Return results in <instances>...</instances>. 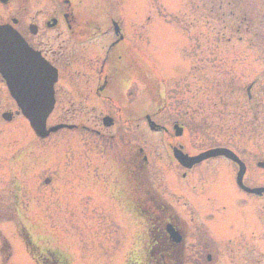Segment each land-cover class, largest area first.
Here are the masks:
<instances>
[{
	"label": "rangeland",
	"instance_id": "374dc122",
	"mask_svg": "<svg viewBox=\"0 0 264 264\" xmlns=\"http://www.w3.org/2000/svg\"><path fill=\"white\" fill-rule=\"evenodd\" d=\"M85 1L99 7L98 1ZM184 1L180 0L182 7L187 6ZM101 7L109 11L104 14L102 21L115 15L120 18L122 15L129 27L134 23L135 44L147 55L152 75L158 79L166 77L165 85H159L155 97L162 96L166 101L167 94L169 100L162 113L153 120L165 125L168 132H154L148 127L144 116L155 113L157 107L152 99V89L149 91L138 81L137 75L133 84H130L133 94L124 97L126 101L132 102L133 109L130 112L134 114L126 124L120 121L118 110L67 109L61 101L53 109L48 124L63 122L68 115L70 120L66 122H74L78 126L76 129L58 131L42 140L36 137L25 118L19 116L9 122L0 117V264H3V256L9 259L5 264H35L27 251L25 236L34 246H38L40 255L46 256L56 251L61 262L133 264L132 260L140 251V237L146 232L147 224L130 215L125 207L127 199L122 196L123 191L110 187L122 168V146L125 145L135 147L136 151L142 148L149 162H154V166L152 162L148 165L153 168L151 171L155 169L159 172L151 175L150 180L158 186L157 190L163 198L173 204L186 202L191 205L192 201L203 211L208 208L207 201L213 200L217 207L223 203L228 205L226 209L230 215L242 214L235 204L236 194L239 193L234 183L236 176L229 170L227 163L219 161L214 164L213 174L209 175L213 186L203 197H198L191 192L196 183L193 174L196 171H192L194 169L189 170V175L184 179L179 170L174 171L170 163L159 159V156L165 157L172 150L169 142L182 144L192 154L217 146L244 152L252 171L247 173L248 179L264 183V169L260 170L256 165L258 161H264V137H252L248 129L245 139L241 140L239 130L242 126L224 115V103L231 109L238 108L234 105L238 102L232 92L234 84V87L248 85L255 78L264 84V73H260L264 69L263 61L259 59L261 57L257 58L256 52L248 48L245 70L250 71H244V75L238 72L233 75L226 71L222 76L220 64L230 59H225L223 52L219 57H214L213 67H202V63L197 62L198 72H192L195 57L184 51L181 118L185 128L184 133L177 137L173 126L179 110L174 102V73L179 70L175 62L177 44L174 41L176 14L180 8L178 0H110ZM36 9L38 21L42 23L53 10L51 0H37ZM50 33L53 31L41 32L53 38ZM56 35L53 34L55 39L60 38ZM185 38V46H188L192 41ZM77 48L74 47V51ZM71 63L70 69H63L65 66L62 63L58 81V87L62 90L71 91L68 89L71 84L69 75H77L70 71L82 69L76 60ZM218 72L220 75H213ZM227 84L231 90H225ZM225 93L229 94L224 101ZM64 97L66 95L61 91L59 98L64 100ZM2 111L3 108L0 114ZM105 115L114 118V125H98ZM92 128L101 131L102 135H97ZM169 137L172 140H168ZM146 170H150L148 166ZM46 178L52 181L45 184ZM185 186L190 191H186ZM250 204L255 211H251L250 207L243 217H251L254 226L244 229L242 241L239 239L238 242L251 246L257 239L259 245H262L259 250L261 254L258 255H261V264H264V201ZM192 207L189 216L192 215ZM218 215L220 217V213ZM193 216L194 220L189 218L187 221L189 227L203 223V217L199 215L198 219L195 212ZM223 218L224 213L221 221ZM216 229L225 236L229 231L225 224H219Z\"/></svg>",
	"mask_w": 264,
	"mask_h": 264
},
{
	"label": "flooded vegetation",
	"instance_id": "af4514ba",
	"mask_svg": "<svg viewBox=\"0 0 264 264\" xmlns=\"http://www.w3.org/2000/svg\"><path fill=\"white\" fill-rule=\"evenodd\" d=\"M97 1L99 7L90 5L85 0L78 2L51 0L53 10L40 23L36 16L37 0H0V32L2 34L0 43L8 44V39L15 38L22 45L25 44L30 52L35 54L34 56L43 60L47 66L56 68L58 81L63 68L62 63L65 66L63 69H70L71 61L76 60L81 64L82 69L70 71L73 75H77H69L71 84L68 85V89L71 91L60 89L58 81L54 85V107L62 101V104H66L67 109L118 110L120 111V121L125 124L132 119L134 114L130 112L133 109L132 102L125 100L124 97H128L124 95L123 89L129 84H133L134 77L137 75L138 81L149 91L152 89V99L157 107L155 113L144 116L148 125L149 119L156 118L162 113L163 107L167 106L169 100L167 94L166 101L162 99V96L155 97L159 85L165 82L166 77L158 79L156 75H152L151 71L153 70L149 68L151 65L147 55L135 44L134 29L136 27L134 23H131L129 27V24L124 22L122 15L120 18L115 15V17L111 16L106 21H102L104 14L109 11L106 8L102 9L101 6L110 0H95V3ZM184 2L187 6L182 7L178 0L180 8L176 14V32H174V41L177 44V46L175 45V62L179 65V70L174 73V102L175 107L179 109L176 108L178 119L175 123L182 127V134L185 128L181 118L184 88L182 78L185 71L184 51L195 57L196 63H193L192 72H198L197 62H201L202 67H213L214 57H219L223 52L226 56L224 58L230 59L220 64L222 69L219 68V70L222 76L226 71L233 75L236 72L244 75L246 71H250L245 70L248 48L256 52L257 58L261 57L259 59L263 61L262 65L264 66V0H185ZM45 31H53L50 33L53 38L46 37L48 33L41 34ZM5 32L8 33L3 36ZM54 33L61 39H55ZM184 34L192 41L188 46H185ZM72 44L79 48L74 51ZM17 60L22 61V57L19 56ZM26 63L29 68H32L28 60ZM220 72L213 73V75H220ZM260 73H264V69H261ZM76 77L77 79H74ZM234 85L232 92L236 95L234 99L238 101L234 105L238 108L231 109L224 103V115L228 120H233L235 124L242 126L239 130L241 140L245 139L248 129L253 134L252 137L261 139L264 137L263 81L255 78L248 85L237 87ZM225 90H231V86L227 84ZM61 91L64 96L66 95L64 100L59 98ZM228 94H224V101ZM226 102L228 103V100ZM2 108L4 111L1 112L0 117L3 120H5L3 118L5 112L12 113L9 122H12L16 117H23L21 114L14 115L19 109L18 105L11 96L5 79L0 74V109ZM69 118L68 115L65 116L63 122L70 120ZM102 122L103 117L98 122L101 127ZM67 123L74 125L73 129L78 126L74 122ZM114 123L113 118L112 125ZM160 129L168 132L165 125H162ZM91 130L97 135H102V132L96 128ZM169 139L172 140V137ZM169 146L181 147L186 153L193 155L177 142H169ZM122 147H124L122 168L114 181L111 182L110 187L122 190V196L127 199L125 207L130 215L147 224L146 232L140 237V251L132 260L133 264H244L245 262L261 264L263 258L258 254H261L259 250L261 251L262 245H259V241L255 239L251 246L243 245L238 241L241 240L244 229L254 226L251 217L249 219L243 217L246 214L245 211L251 207H248L247 203L245 204V200L264 201V194L260 197L248 196L241 190L239 193L245 197L241 200L242 205L238 206L235 201L236 208L242 212L238 216L230 215L226 209L228 205L224 203L219 204L220 207L215 206L213 200L207 201L208 208H204L203 211L199 210L192 201L190 203L193 207L186 202L173 204L163 198V195L157 190L158 186L150 180L152 179L151 175L159 170L151 171L153 168L149 167L150 163L152 162L153 166L155 164L153 161L149 162L148 155L143 154L142 148L136 151L133 146ZM232 150L246 163L245 183L250 186L264 185L261 181L256 183L255 180L248 179L247 173L252 171L250 170L251 166L247 164L244 152ZM161 158L162 161L164 159L170 163L174 171L179 170L180 176L184 179L189 175V170L196 171L193 173L196 183L193 184L191 192L198 197H203L205 192L213 186L209 175L213 174L212 168L215 163L219 161L227 163L229 170L233 171L235 175L239 169L237 163L223 156L205 159L190 169H185L179 164L172 150L165 157L159 156V159ZM147 166L150 170H146ZM185 188L186 191H190L186 186ZM190 206L192 207L191 216H189ZM251 211L255 210L251 207ZM194 212L198 219L200 216L203 217V223H195L196 225L189 227L187 221L189 218L190 220L195 219L193 218L195 217L193 216ZM218 213H220V217ZM222 213H224V218L221 221ZM232 219L236 220L232 221ZM219 224H225V228L229 227L226 236L216 229ZM231 231L233 232L231 233ZM27 248L36 264H66V262L60 261L56 251L44 256L37 251L38 246L36 247L32 243L28 242ZM1 263L5 264V256Z\"/></svg>",
	"mask_w": 264,
	"mask_h": 264
},
{
	"label": "water",
	"instance_id": "95a60500",
	"mask_svg": "<svg viewBox=\"0 0 264 264\" xmlns=\"http://www.w3.org/2000/svg\"><path fill=\"white\" fill-rule=\"evenodd\" d=\"M4 76L8 79L9 85L11 87V89H13L14 92L13 95L20 99L22 101V105H23V113L25 114V116L29 119L31 126L34 128V130L37 132L38 135L45 137L47 136L50 132L57 130L58 128H60L61 126H57L54 128H51L49 130L46 129V118L48 117L49 113L51 112L52 108H53V103L52 99L50 100H46V102H44L43 100H41L39 98V103H37V99L35 98V102H31V101H27L23 103V95L18 92L20 91V81L17 78V75H15V72L10 70L8 71L6 68H4ZM56 80V77H55ZM51 95V94H50ZM20 101V102H21ZM48 102V103H47ZM154 123L151 122V127L152 129H154ZM228 155V156H233L232 154H230V151L227 149H214V150H210L196 158H194V162H192L191 164L197 162L198 160L202 159V158H206V157H210V156H216V155Z\"/></svg>",
	"mask_w": 264,
	"mask_h": 264
}]
</instances>
